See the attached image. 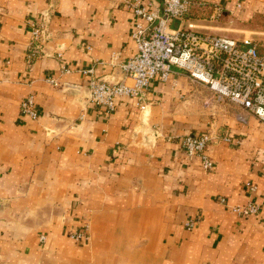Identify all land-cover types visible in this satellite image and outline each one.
<instances>
[{
  "label": "crops",
  "instance_id": "obj_1",
  "mask_svg": "<svg viewBox=\"0 0 264 264\" xmlns=\"http://www.w3.org/2000/svg\"><path fill=\"white\" fill-rule=\"evenodd\" d=\"M127 1L0 0V264H264V122L231 105L211 117L210 91L185 72L113 111L82 101L86 69L129 81L113 60L137 52ZM195 1L185 25L204 32L216 7L244 19L264 9V0ZM30 21L47 33L32 62ZM30 95L37 119L21 111ZM208 133L205 170L182 139ZM248 202L257 215L233 212ZM87 225L88 241L70 237Z\"/></svg>",
  "mask_w": 264,
  "mask_h": 264
},
{
  "label": "built area",
  "instance_id": "obj_2",
  "mask_svg": "<svg viewBox=\"0 0 264 264\" xmlns=\"http://www.w3.org/2000/svg\"><path fill=\"white\" fill-rule=\"evenodd\" d=\"M196 3L195 0H163L161 4L149 0L127 1L136 16L133 38L137 52L125 60H119L120 53H114L113 60L119 63L129 81L100 78L94 68L84 70L89 76V102L113 111L118 99L133 96L142 100L155 80L167 83L174 74L185 72L193 82L205 86L217 101L264 122V54H259L252 37L237 39L186 26L185 20ZM223 12V8L216 7L211 18H219ZM174 19H181L177 29L170 26ZM29 26L32 43L28 58L32 62L42 52L39 42L47 33L45 26L36 21H30ZM57 55L63 57L61 52ZM49 81L57 84L54 79ZM21 111L38 118L33 95L22 101ZM239 119L244 120L242 115ZM211 140L209 133L187 134L182 139L184 151L201 158L205 170L214 165L208 152ZM224 140L231 141V137L226 134ZM247 186L252 191L257 188L252 183ZM259 211L260 205L255 202L233 208L241 218L257 215ZM200 220L201 216L191 217L185 227L191 230ZM69 235L78 242H86L90 239L89 225Z\"/></svg>",
  "mask_w": 264,
  "mask_h": 264
},
{
  "label": "rangeland",
  "instance_id": "obj_3",
  "mask_svg": "<svg viewBox=\"0 0 264 264\" xmlns=\"http://www.w3.org/2000/svg\"><path fill=\"white\" fill-rule=\"evenodd\" d=\"M214 9V8H213ZM193 14L191 17H199L205 19L207 16ZM212 19L213 27L209 28L207 31L212 34L227 35L237 39H242L245 36L252 37L257 43V49L259 54H264V9H257L251 16L246 19L243 18L242 14L237 15L234 13L223 12L219 18H207ZM181 25V19H174L170 26L173 29H177ZM211 93V92H210ZM219 105H230L227 103L219 102L211 93L209 101L203 103V107L206 111H209V115L212 117L214 115L213 107ZM49 133L52 132L50 128L47 130Z\"/></svg>",
  "mask_w": 264,
  "mask_h": 264
},
{
  "label": "water",
  "instance_id": "obj_4",
  "mask_svg": "<svg viewBox=\"0 0 264 264\" xmlns=\"http://www.w3.org/2000/svg\"><path fill=\"white\" fill-rule=\"evenodd\" d=\"M77 86H69V91L72 93L76 94V92L79 91V89L76 88ZM80 92V91H79ZM84 96L82 97L83 102H88L89 101V96H90V88L87 87L86 90L84 91Z\"/></svg>",
  "mask_w": 264,
  "mask_h": 264
}]
</instances>
